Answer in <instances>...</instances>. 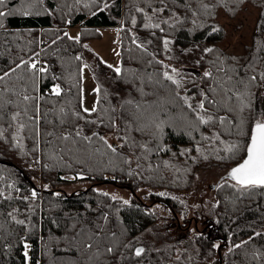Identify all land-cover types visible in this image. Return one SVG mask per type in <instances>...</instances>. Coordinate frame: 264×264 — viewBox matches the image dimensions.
<instances>
[{
  "label": "trees",
  "instance_id": "trees-1",
  "mask_svg": "<svg viewBox=\"0 0 264 264\" xmlns=\"http://www.w3.org/2000/svg\"><path fill=\"white\" fill-rule=\"evenodd\" d=\"M248 5L259 11L251 42L241 53L224 51L219 45L228 32L219 12L236 17ZM0 11L11 13L0 17V76L10 73L0 81V102H13L0 119L5 129L0 136V264H264V188L221 181L217 203L204 219L201 214L182 217L181 199L152 193L151 202L137 195L125 204L97 188L112 183L134 192L188 190L198 170L232 169L241 162L243 149L231 157L220 141L203 137L220 133L225 142L247 143L236 126L243 120L250 135L254 121L264 119V0H4ZM149 22L160 28H145ZM79 25L81 37L75 39L68 29ZM106 26H119L122 66L118 74L99 59L101 70L111 71L115 89L99 83L97 108L103 130H117L122 144L128 137L115 153L91 130L76 137L82 120L73 115L83 110L86 41L100 38ZM21 61L28 63L11 73ZM168 61L181 64V74L173 73ZM165 71L180 87L164 77ZM56 85L58 96L52 92ZM24 94L40 98L30 102L28 112L36 115L32 109L39 105L37 124L23 115ZM184 96L193 108L207 96L202 114L214 116V122L200 124ZM128 99L140 109L124 104ZM18 111L21 117L12 121ZM141 112L145 119L155 114L157 122H166L162 137L154 135V126L136 131L133 116ZM219 117H227L223 125ZM17 123L28 126L18 131ZM69 132L71 139H60ZM17 136L22 147L16 146ZM32 152H41V164ZM32 160L38 164L31 166ZM79 175L91 186L71 193L59 188L71 181L67 176ZM88 243L94 247L87 249ZM140 245L145 251L137 257ZM108 247L115 251L107 253Z\"/></svg>",
  "mask_w": 264,
  "mask_h": 264
},
{
  "label": "rangeland",
  "instance_id": "rangeland-1",
  "mask_svg": "<svg viewBox=\"0 0 264 264\" xmlns=\"http://www.w3.org/2000/svg\"><path fill=\"white\" fill-rule=\"evenodd\" d=\"M31 6H36V3L32 2ZM258 9L253 6H246L236 17L227 16L224 11L219 12L220 20L227 29L228 36L224 42L219 46L230 53H241L244 47L251 42L252 33L258 16ZM68 33L75 39H80L82 26H69ZM101 37L86 41L88 47L84 51V59L87 67L83 69V102L82 107L91 110L94 106H98V94L94 91L100 84H102L107 90L115 89L114 80L111 77V71L103 72L99 66V59L107 64L112 70L115 71L117 67L121 69V44H120V29L119 26H106L100 28ZM207 47V46H206ZM172 66V69H176V73L181 74L182 65L175 62L168 61ZM195 69H193V72ZM184 75V74H183ZM182 75V76H183ZM177 80V77L173 75ZM123 95V94H121ZM262 102L259 103V106ZM82 121L79 128H82L81 133L86 134L89 130L92 133L102 134L108 141V143L119 146L123 143L120 139V134L117 130L106 131L100 126L99 119L101 114L97 108L96 112L89 111L84 113L82 110ZM84 113V114H83ZM86 121H97L92 123V127L89 128L90 123ZM88 128V129H87ZM78 130V129H77ZM36 154L40 159L39 163L43 159L41 152H32ZM31 166H36L38 163L35 160L30 162ZM230 168L212 167L198 170L193 185L188 190H170L169 188H149L142 187L136 192L122 188L112 183H104L97 185L100 191L109 193L112 197H117V200L121 202L128 201L130 203L136 196L139 195L141 199L147 202H151L149 194L165 193V195L171 198H177L184 201V208L186 213L182 217L189 218L195 214L203 215V219L208 217V211L210 207L217 203L216 187L221 181L232 180L229 176ZM71 181L62 183L59 188L63 191L71 193L76 190L85 189L91 186L92 181L90 179H84L79 176H67ZM41 182V181H40ZM42 195H39L41 198ZM152 234H149L147 238L151 239ZM157 244L156 242H153ZM142 246V245H140Z\"/></svg>",
  "mask_w": 264,
  "mask_h": 264
},
{
  "label": "snow or ice",
  "instance_id": "snow-or-ice-1",
  "mask_svg": "<svg viewBox=\"0 0 264 264\" xmlns=\"http://www.w3.org/2000/svg\"><path fill=\"white\" fill-rule=\"evenodd\" d=\"M36 2L42 3L43 0H36ZM4 4V0H0V5ZM108 5L105 4V8H107ZM202 7L207 8V5H202ZM138 11H143V9H138ZM158 12H163L165 11L164 8H160L157 10ZM11 13H5L0 11V17H4L5 15H10ZM25 15L30 14L29 12H24ZM147 19L149 21H151V17H147ZM133 24L136 23L135 19L133 18ZM163 23H168L167 20L163 21ZM145 28H160V24L158 23H145L144 24ZM219 29H213V31H218ZM161 31H163V29L161 28ZM67 35V33L65 34ZM165 46H167V40H165ZM205 51H212V49H205ZM77 59H79V57H77ZM28 62L25 61H21L20 64H17L16 68L11 69V73H15L17 69H19L22 65H26ZM36 64L35 63H31V68L33 70H36ZM85 67H87V65H85ZM40 72H44L46 71V69L44 68H40L39 69ZM116 73H121V69L119 67H117L115 69ZM172 72L175 73L176 69H172ZM10 75L9 72H5L3 76H0V81H4L6 77H8ZM164 77L169 80L172 81V83L176 84L177 87H180V82L178 80H176L174 78L173 75L169 74V72L165 71L163 73ZM204 75L207 76H211L210 72H205ZM261 78L264 79V73H261ZM251 80H255L256 77L252 76L250 78ZM5 91H12V89H5ZM95 92L99 93L100 92V88L97 87L96 89H94ZM52 92L55 95H60L61 94V89L59 85H56L55 87H53ZM40 98L38 97H32L29 96L27 94L22 95L19 103L23 104V115L28 117V120L31 121L33 124H37L39 122V120L41 119V117L38 115L40 113V107L37 104L32 110L33 112L36 114L34 116H28V112L29 109L31 108V104L30 102L33 100H38ZM182 99L184 100L185 104H187V106L192 109V111L196 114V119L200 124H209L214 122V120L216 119L214 116L212 115H204L202 114V112L206 113L207 109H205V100L207 99V96H205L204 99H202L195 108L192 107V105L189 103V97L184 96L182 97ZM229 99H231L229 97ZM13 103L12 101H4V102H0V119L3 118L2 116V112L4 107L7 104H11ZM209 103L215 104V101H209ZM124 104L126 105H134L137 109H140L141 105L132 100V99H128L124 101ZM227 111H232V109H226ZM89 111L91 112H96L97 108L94 106L91 110H89L88 108H83V112L84 113H88ZM64 110L63 108H61V113H63ZM73 115L77 118V119H83L84 117L81 116V113L79 111H74ZM21 117V112H15L13 114H11L10 119L12 121H18L19 118ZM133 119L136 120L138 122V125L136 127V131H140L143 132L145 129L151 128V127H155V129L157 130L156 133H154V135L159 134V136L162 137L163 135V128H164V124L166 123L165 121H159L157 122L156 116L155 114H153V116L151 118L145 119L143 113L141 112L138 115H134ZM227 119V117H219V121L220 123L223 125L225 120ZM60 123L63 124L64 120L63 118H61ZM86 123H97V121H86ZM99 123H103L102 119H99ZM28 125L26 123H17V130H23L27 127ZM238 129V134L240 136H247V143H242L240 141L237 142H225L223 140H221V136L220 133H214L211 137H203L204 139H210L213 141H220L222 144H224V151L226 153L229 154V156L231 157H235L242 149L245 151V156L242 158L241 162H239L235 167H233L230 170L229 176L230 178L235 181V185H233L234 187L239 186L241 189H252V188H264V119L262 118H257L254 123L253 126L251 127L250 130V135H248V133H246L244 131V121L241 120L240 124L236 126ZM128 128L131 129V124H128ZM5 129H3L2 127H0V136H3ZM81 131L82 128L78 127V130H76L75 132V136L76 137H80L81 136ZM35 132L37 135H39V129L36 128ZM48 135H53V133H48ZM94 136H99V138L104 141V143L107 145V147L112 151V152H116L117 151V146H114L110 143H108L107 139L100 135L99 133H93ZM72 138V133H65L63 136L60 137V139L62 140H69ZM14 139H17V147H22L23 145L21 143H19V137H14ZM84 140H91L90 136H84L83 137ZM122 139L125 141V144H121L118 147H125L127 144V140L128 137H122ZM140 147L144 148L145 150L151 151L150 149L147 148V145H140ZM200 149L197 148V151H199ZM206 158V157H205ZM219 159H225L228 157H218ZM126 163H130V161L126 160ZM105 195H107L105 193ZM160 195H165V193H160ZM32 196L35 197L36 196V192L33 191L32 192ZM112 199H117V197L113 196ZM125 204L128 203V201H124ZM11 215V214H9ZM13 219H15V217H13ZM16 223L18 224H23L24 221L23 220H17ZM113 235H115V233H113ZM257 235H259V233H257ZM246 243V242H245ZM130 245H126V247H129ZM25 249L28 248V245L25 244L24 245ZM85 247L87 249H92L94 247V245L92 243H88L85 245ZM236 247H240V245H236ZM105 251L107 253H113L115 251L114 248L112 247H108L105 249ZM145 250L143 248H136L135 249V255L137 257L141 256L142 253ZM25 256L28 255V252L25 251ZM96 256H99V252H97L95 254ZM91 259V257H90Z\"/></svg>",
  "mask_w": 264,
  "mask_h": 264
},
{
  "label": "built area",
  "instance_id": "built-area-1",
  "mask_svg": "<svg viewBox=\"0 0 264 264\" xmlns=\"http://www.w3.org/2000/svg\"><path fill=\"white\" fill-rule=\"evenodd\" d=\"M44 40H45V38H44V37H42V38H41V42H43Z\"/></svg>",
  "mask_w": 264,
  "mask_h": 264
},
{
  "label": "water",
  "instance_id": "water-1",
  "mask_svg": "<svg viewBox=\"0 0 264 264\" xmlns=\"http://www.w3.org/2000/svg\"><path fill=\"white\" fill-rule=\"evenodd\" d=\"M137 248H143L144 249V246H138Z\"/></svg>",
  "mask_w": 264,
  "mask_h": 264
}]
</instances>
